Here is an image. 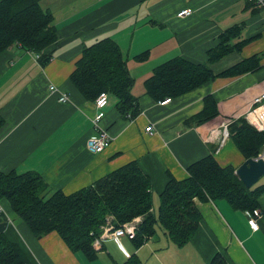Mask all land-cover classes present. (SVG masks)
I'll list each match as a JSON object with an SVG mask.
<instances>
[{
    "label": "crops",
    "instance_id": "0c3cea01",
    "mask_svg": "<svg viewBox=\"0 0 264 264\" xmlns=\"http://www.w3.org/2000/svg\"><path fill=\"white\" fill-rule=\"evenodd\" d=\"M40 5L50 11L51 26L56 29L50 59L40 64L34 51L15 43L0 53L1 172H36L45 188L42 195L47 197L55 190L72 194L136 161L151 180L152 198L157 196L151 209L155 216L169 175L186 178L187 167L208 154L237 177L235 171L246 157L230 134L217 151V142L208 139V131L219 128L223 118L239 119L253 106L254 97L264 93L262 7L246 0H40ZM183 8L191 14L178 17L176 13ZM233 25L240 32L231 44L252 39L210 63L211 70L217 75L261 52L258 68L233 76L217 75L166 103L147 94L145 80L156 66L174 56L207 62L208 49ZM103 37L115 40L121 50L133 78L130 92L140 112L130 119L109 97L100 125L110 140L102 151L92 153L86 141L94 133V100L81 94L70 75L84 47ZM49 85L58 90L51 92ZM60 92L68 95L66 102L58 100ZM207 95L216 100L218 114L198 125L187 124L188 118L202 110ZM147 126L151 134L145 133ZM262 184L264 175L251 188ZM194 201L202 217L190 241L177 246L156 225L153 235L138 248L127 237L120 239L116 245L121 262L104 244L114 241L110 238L103 239L94 259L68 247L55 231L37 238L10 202L0 197V212L7 220L2 236L17 244L25 257L22 264H122L126 252L137 254L141 264H208L215 253L221 254V264H264V191L257 197L256 230L247 223V210H235L224 199Z\"/></svg>",
    "mask_w": 264,
    "mask_h": 264
},
{
    "label": "trees",
    "instance_id": "16d2710c",
    "mask_svg": "<svg viewBox=\"0 0 264 264\" xmlns=\"http://www.w3.org/2000/svg\"><path fill=\"white\" fill-rule=\"evenodd\" d=\"M51 22L52 14L41 7L40 0H0V53L15 43L23 49L39 53V63H46L50 59L49 46L57 39ZM239 32L238 25L221 32L216 46L208 49L205 63L174 56L156 66L145 80L147 94L157 101L172 98L217 75L233 76L258 68L261 52L217 75L211 70L210 63L239 50L252 39L231 44L229 41ZM143 53L138 54V58ZM70 79L87 99L94 100L100 92H106L108 98H114V106L124 116L132 119L140 112L130 92L133 78L118 44L110 37H103L84 47ZM203 103L202 110L188 118L187 124L198 125L218 114L213 96H205ZM228 130L246 158L255 157L262 151L264 130H255L243 117L231 123ZM187 172L188 176L181 180L169 175L159 194L157 216L151 211V180L136 161L119 167L72 194L55 190L47 197L42 195L45 188L36 172L0 171V197L10 202L17 216L37 238L55 231L68 247L81 250L89 259H94L99 250L91 244L100 235L98 227L108 213L120 224L145 214L135 236L130 239L135 248L153 235L156 225L163 228L171 242L182 246L191 240L201 221V212L194 198L201 201L224 199L235 210L252 211L257 208L259 193L264 191V184L246 187L232 170L221 167L210 154L191 163ZM6 224L7 220L0 212V264H22L25 257L17 244L2 236ZM210 262L221 264L223 258L216 253ZM123 264L141 262L133 253Z\"/></svg>",
    "mask_w": 264,
    "mask_h": 264
},
{
    "label": "built area",
    "instance_id": "2783aa9c",
    "mask_svg": "<svg viewBox=\"0 0 264 264\" xmlns=\"http://www.w3.org/2000/svg\"><path fill=\"white\" fill-rule=\"evenodd\" d=\"M246 1L264 9V0ZM189 14H191V10L189 8H183L176 13L178 17H183ZM262 21L264 22V15L262 17ZM33 56L36 61L40 58V54L36 52H34ZM49 90L51 92H54L58 89L55 85H49ZM68 98V95L62 92H60L58 96V100L60 102H66ZM108 100L109 98L106 92H100L94 99L95 112L91 119L94 133L89 136L86 141V147L92 153H98L102 151L110 140L108 132L100 125V120L105 114V107L108 104ZM168 101H170L169 97L164 98L160 103H166ZM241 117H243L246 123L253 127L255 130H264V93H260L259 95L254 97L253 106L246 109ZM232 121L233 120L230 118H223L219 125L220 130L218 127H211L209 129L208 139L213 138V140L217 142V151L222 146L224 141L228 138L230 134L228 127L232 123ZM151 131V126H147L145 128V133L151 134ZM261 152L264 153V148ZM0 211H2V209H0ZM246 213L247 223L249 224L252 230H256L258 227L257 217L260 215V210L258 208H254L252 209V211L247 210ZM140 222V218H133L132 220L126 221L118 225L117 227H113V225L109 224L112 227L105 228L99 236L93 239L91 245L95 250H101L102 241L104 238H110L120 245V239L122 237L132 239L135 236L136 230ZM125 254L128 255L127 252Z\"/></svg>",
    "mask_w": 264,
    "mask_h": 264
},
{
    "label": "water",
    "instance_id": "95a60500",
    "mask_svg": "<svg viewBox=\"0 0 264 264\" xmlns=\"http://www.w3.org/2000/svg\"><path fill=\"white\" fill-rule=\"evenodd\" d=\"M235 174L246 187H252L264 175V153L246 158Z\"/></svg>",
    "mask_w": 264,
    "mask_h": 264
},
{
    "label": "rangeland",
    "instance_id": "374dc122",
    "mask_svg": "<svg viewBox=\"0 0 264 264\" xmlns=\"http://www.w3.org/2000/svg\"><path fill=\"white\" fill-rule=\"evenodd\" d=\"M232 123H233V121H232ZM152 200H153V204H154V206H156V204H157V196H153V198H152ZM159 203V202H158ZM151 213V212H150ZM153 213V212H152ZM145 216V214H139V215H137V216H135L134 218H140V221L142 220V217H144ZM133 219V218H132ZM132 219H129V220H127V221H130V220H132ZM124 222H126V221H124ZM123 223V222H122ZM109 224H111V225H116V227L120 224V223H118V222H116L115 220H114V217H113V215L112 214H106V216H105V218H104V220H103V222L100 224V227H98V232L100 231V233L99 234H101V232L105 229V228H109V227H112V226H110ZM97 237V236H96ZM104 244L107 246V247H109V252L112 254V257H114V259H116V260H118L119 262H121L122 261V254H121V251H120V248H119V246H117L116 244L117 243H115L114 241H111V240H105L104 241ZM262 253L264 254V248L262 249ZM216 254V253H215ZM214 254V255H215ZM136 255V257L137 258H139V256L137 255V254H135ZM213 255V256H214ZM221 255V254H220ZM130 255L128 254H126V257L128 258ZM125 258V257H124ZM127 258H125L124 259V261H123V263L126 261V259ZM122 263V264H123ZM211 262H209L208 264H210Z\"/></svg>",
    "mask_w": 264,
    "mask_h": 264
}]
</instances>
